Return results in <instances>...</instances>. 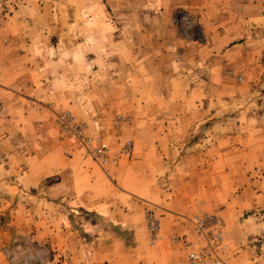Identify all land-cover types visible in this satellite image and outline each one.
I'll return each mask as SVG.
<instances>
[{"label": "crops", "instance_id": "obj_1", "mask_svg": "<svg viewBox=\"0 0 264 264\" xmlns=\"http://www.w3.org/2000/svg\"><path fill=\"white\" fill-rule=\"evenodd\" d=\"M126 3L127 12L110 19L106 33H95L80 55L86 63L90 56L101 73H126L132 85H142L120 99L118 81L111 79L103 84L109 91L97 92L102 100L93 104L82 100L86 92L69 101L71 69L64 63L65 57L75 55L74 46L55 34L25 29L28 19L21 9L0 17V185L12 186L16 194L11 199L17 200L14 207L9 200L0 204V264L8 263L2 246L18 239L19 233L67 252L70 259L64 264H186L182 244L169 237L191 232L187 217L195 211L222 206L226 263L264 264V253L259 257L252 249L251 234L244 230L248 224L241 219L248 205H264V187L259 179L244 177L249 184L244 193L254 201L247 204L241 192H217L214 176L216 165L246 175L264 168L262 156L256 155L264 154V145H240L234 131L244 120L256 122L250 130L255 126L259 131L264 113L244 110L236 119L241 125L214 127L220 120L225 127L228 119L215 113V105H233L232 98L216 100V89L251 90L262 81L264 0ZM252 98L246 96L242 105H255ZM69 106L89 123L92 134L115 147L113 119L116 114L129 116L121 137L133 141L132 153L115 165H99L57 128L56 114ZM177 153H182L177 163L179 157L164 158ZM251 183L263 190L257 193ZM150 202L161 220L157 245L148 240L145 208ZM80 210L98 216V234L88 241L76 230L82 227L75 225ZM263 217L254 223L258 237Z\"/></svg>", "mask_w": 264, "mask_h": 264}, {"label": "rangeland", "instance_id": "obj_2", "mask_svg": "<svg viewBox=\"0 0 264 264\" xmlns=\"http://www.w3.org/2000/svg\"><path fill=\"white\" fill-rule=\"evenodd\" d=\"M126 5V0H0V17L7 18L8 16H12L18 9H21L22 16L28 19L27 24H24L23 26L25 29L32 28V31L38 34H55V38H64V41L69 42L71 46H74L76 49L74 53L75 55L65 57L68 60L64 63V65L69 66L71 69V82L68 90L70 91L72 99L69 98V101L73 102L75 100L74 97L78 98L79 94L86 92L87 96H83L82 100H86V102L93 104L96 102L95 99L100 98L97 92H100L101 89L103 94L109 91L107 90V87L103 86V84H109L111 79L112 81L114 79L115 81H118L116 93L119 95L120 99L127 98V96L132 93L134 94V87L142 85L138 82H135L132 85L130 81L131 79H129L130 76L128 78V74L126 73H111L106 72L105 70L101 73L100 66L98 64L96 65L94 61H91L89 58L90 56L86 58V63L85 58L80 55L81 47L84 46L85 43H93V37L96 35L95 33L99 35L101 33H106L110 19H116L118 16H122L127 12ZM197 33L199 34V31H197ZM81 38H84V40ZM242 80V76L237 75V81L242 82ZM261 80V83L258 86L253 87L251 90L250 88H243V86L241 90H239L240 88L229 91L228 89H216V100L220 101V98L217 97H223V100L226 98H232L230 101L233 102V105H226L224 103L215 105V113H219L221 115L224 114V117L228 116V119L225 121L227 123L225 127L221 125L220 120V122H218L219 124L214 126L216 129H227L233 128V126L241 125V120H239V123L236 124V119L239 117L238 114L240 112H244V110L247 113H264V74L261 77ZM135 91L140 92L137 88ZM246 96L253 97L252 99H256L257 103L249 107L243 106L242 103L244 102L243 100ZM101 100L102 99L100 98L99 101ZM60 110H71V107H65L64 109L61 108ZM72 112L75 114L74 111ZM216 118L221 119L222 117ZM252 123L256 122L244 120L243 126H241L238 131L237 127H234L235 133H238L237 135L239 136V140L237 142L240 145H243V143L248 145L260 143L264 145V120L258 122L259 126L257 128L259 131H255V126L252 128L253 130H250V124ZM230 124L233 126L231 127ZM204 125H206V123ZM200 127L204 128L205 126ZM169 155L171 154H165L164 158L174 161L177 157H179L176 161L177 163L179 162L182 153H177L175 154L176 156ZM233 155L234 153H231V156ZM238 155L242 156L244 154L239 153ZM247 155L252 156L255 154L247 153ZM256 155L258 158L262 156L261 161L264 162V154L258 153ZM231 159L233 160V158ZM246 161L249 160L246 159ZM172 171L170 174H166V179L171 175ZM201 171L204 172L205 170H198V172ZM214 173V176L217 178L215 186L217 192L221 194L225 189V192H230L231 196L241 192V195L247 197L244 199L247 204L250 202L253 203L254 201L249 192H247L246 195L244 193L245 187H249V184L247 185L244 182L246 176L252 178V180L256 178L259 179L261 186L264 187V168L250 170V173L246 175L244 170L233 168L224 169L216 165L214 167ZM251 174H253L252 177L250 176ZM224 175L225 184L223 185L221 181H223ZM243 182L246 186H243ZM250 186H252L253 190L257 193H260L259 191L263 190L260 188V184L258 183H256V185L251 183ZM11 187L12 186H8V184L0 185V204L9 200L13 202V207L17 206V200L11 199V197L16 194ZM151 204L155 207V204ZM223 207L224 206L219 208L216 207L215 209H210V211L213 210L212 212H216L221 215ZM75 214H80L81 216L80 218L76 217V227L82 226L81 229L78 228L76 230H78L87 241L92 237V235L98 234L96 233L97 231L95 228L97 227L96 221L98 222L99 220L95 213L80 210L75 212ZM262 214H264V205H260L259 203L257 208L253 207V205L245 207V212L241 216L242 221H245L248 224L244 227V230H249L248 233L251 234V237L249 238L250 242L248 243L251 244L252 249L258 253L259 257H261L264 253V249L260 244L264 235V227H259L262 231L258 233V235H260V237H258L254 233V223L258 220V218L263 217ZM6 219H9V216H7L4 220ZM102 222L104 225H110L108 224L110 222H106L100 218V223ZM99 226H101V224ZM160 241L157 244H159ZM1 251L8 259L7 264H62L70 259L67 252L64 253L60 250H52L48 247V244L32 241L29 235L22 233H19L18 239L11 241L9 245L2 246ZM177 264H180V262Z\"/></svg>", "mask_w": 264, "mask_h": 264}, {"label": "built area", "instance_id": "obj_3", "mask_svg": "<svg viewBox=\"0 0 264 264\" xmlns=\"http://www.w3.org/2000/svg\"><path fill=\"white\" fill-rule=\"evenodd\" d=\"M130 117L117 114L113 119L116 130V145L100 135L90 132V125L80 120L71 110L56 114L55 124L62 136L77 144L86 154L101 166L115 165L123 156H129L133 150V141L121 137L122 127ZM151 203L145 210L147 233L150 245L161 239V220ZM187 219L191 223V232L173 233L171 241L182 244L188 264H227L225 255L228 244L225 236V219L218 213L197 210Z\"/></svg>", "mask_w": 264, "mask_h": 264}]
</instances>
